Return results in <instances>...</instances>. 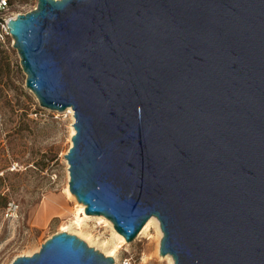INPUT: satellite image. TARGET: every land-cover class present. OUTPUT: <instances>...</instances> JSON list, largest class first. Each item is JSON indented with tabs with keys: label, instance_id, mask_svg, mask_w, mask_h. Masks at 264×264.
Returning <instances> with one entry per match:
<instances>
[{
	"label": "water",
	"instance_id": "95a60500",
	"mask_svg": "<svg viewBox=\"0 0 264 264\" xmlns=\"http://www.w3.org/2000/svg\"><path fill=\"white\" fill-rule=\"evenodd\" d=\"M26 87L74 110L70 191L174 264H264V0H38L10 19ZM58 232L11 264H114Z\"/></svg>",
	"mask_w": 264,
	"mask_h": 264
},
{
	"label": "rangeland",
	"instance_id": "374dc122",
	"mask_svg": "<svg viewBox=\"0 0 264 264\" xmlns=\"http://www.w3.org/2000/svg\"><path fill=\"white\" fill-rule=\"evenodd\" d=\"M11 1L14 13L28 12L38 3ZM26 77L14 41H0V264L32 255L66 227V232L112 256L102 245L112 241L115 228L111 220L90 218L81 229L74 222L78 201L66 192L70 171L65 155L72 146L75 120L68 110L41 106L26 87ZM11 201L18 212L9 218L5 207ZM141 232L132 242L125 240L126 245L112 256L114 264H169L157 252L160 237L156 227Z\"/></svg>",
	"mask_w": 264,
	"mask_h": 264
},
{
	"label": "bare ground",
	"instance_id": "6f19581e",
	"mask_svg": "<svg viewBox=\"0 0 264 264\" xmlns=\"http://www.w3.org/2000/svg\"><path fill=\"white\" fill-rule=\"evenodd\" d=\"M67 110H68V113L71 114L72 119L74 121L75 120L74 110L71 107H69ZM74 134H75V127L72 129V136ZM68 164H69V162H68ZM69 168H70V165H69ZM69 181H70V172H69ZM66 192H67V194L70 197H73V198L77 199L76 196L70 191V183H68V187L66 189ZM85 209H86V205L84 203L78 201V205H77L76 213H75V221L74 222H75L76 226H78V228H80V229L82 228V226L84 224H86V222L90 218H96V219H99V220H101L102 218H107L104 215H90V214H87L86 211H85ZM94 216H97V217H94ZM99 216H101V217H99ZM106 221L107 220H104V222H106ZM109 224L112 226V224L110 222H109ZM152 225H154L156 227V230L158 232V236L160 237L159 242H158V251H157L158 254H159V252H160V241H161V238H162V230H161V227H160L159 220L155 216L151 217L146 222V224L144 225V227L141 229L142 230L141 234L146 233L150 229V227ZM67 229L68 228L66 227L65 229H63V231H65ZM112 229H113V227H112ZM83 234L86 237L89 238V241L90 242L93 241L89 237V235H87L85 233H83ZM111 239H112L111 242L110 241H103L102 245L107 249L109 255L117 256V254L120 251L121 247L124 246V245H126V241H125L126 239H125L124 235H122L116 229H113V234H112V238ZM160 257L167 259L169 261V264H174V261H173V258H172L171 255L162 256L160 254Z\"/></svg>",
	"mask_w": 264,
	"mask_h": 264
},
{
	"label": "built area",
	"instance_id": "2783aa9c",
	"mask_svg": "<svg viewBox=\"0 0 264 264\" xmlns=\"http://www.w3.org/2000/svg\"><path fill=\"white\" fill-rule=\"evenodd\" d=\"M19 13L12 11L11 0H0V41H4L6 38H11L14 41L9 31V20L15 19ZM18 212V206L14 201L8 202L5 207V216L14 217Z\"/></svg>",
	"mask_w": 264,
	"mask_h": 264
}]
</instances>
